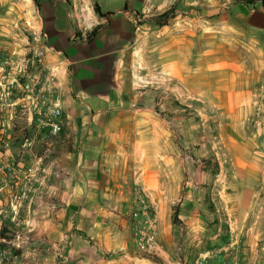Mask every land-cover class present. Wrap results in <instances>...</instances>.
Instances as JSON below:
<instances>
[{
  "label": "rangeland",
  "instance_id": "obj_1",
  "mask_svg": "<svg viewBox=\"0 0 264 264\" xmlns=\"http://www.w3.org/2000/svg\"><path fill=\"white\" fill-rule=\"evenodd\" d=\"M24 1L5 10H33V2ZM261 1L85 0L90 11L99 4L104 17L131 16L138 28L137 82L148 88L160 84L172 99L181 93L185 100V123L171 127L187 161L183 207L174 206L169 248L180 264H233L232 241L237 238L241 264L240 251L249 248L250 238L244 234L248 220L264 219V209L257 206L258 187L264 190V98L257 95L264 82V67L258 64H264ZM22 22L18 32L33 42V25ZM32 55L28 52L27 59ZM37 67L38 53L32 62L17 58L11 63L0 54V226L8 224L14 237L10 247L0 251V264H67L59 256L47 258L48 249L38 243L33 223L38 204L51 198L49 187L64 184L66 175L59 160L65 150L63 136L45 137L33 112L38 102L25 98ZM180 76L182 85L175 81ZM243 92L256 93L253 101L259 111L227 114V94ZM249 202L250 210L236 209L237 203L242 208ZM41 208L43 214L44 204ZM196 213L200 230L183 223ZM194 235L201 236V243L194 242ZM164 251L143 247L140 256L150 264H163Z\"/></svg>",
  "mask_w": 264,
  "mask_h": 264
},
{
  "label": "crops",
  "instance_id": "obj_2",
  "mask_svg": "<svg viewBox=\"0 0 264 264\" xmlns=\"http://www.w3.org/2000/svg\"><path fill=\"white\" fill-rule=\"evenodd\" d=\"M19 1L0 0V54L11 63L17 58L32 62L38 53L33 77L53 74L61 99L65 150L59 160L65 183L49 187L45 211L41 214L38 204L33 221L47 258L59 256L67 264H150L140 256L141 224L147 236L151 230L158 235L166 250L163 264H180L169 248L172 213L175 205L183 207L181 192L187 185L186 157L171 130L186 121L181 93L174 100L160 84L148 88L137 82L138 28L131 16H101L106 11L99 4L101 15L90 11L85 0H26L34 4L28 13L21 6L20 13L5 10ZM20 21L33 25V42L18 32ZM28 52L34 55L27 59ZM183 80L175 79L181 85ZM255 94H227L226 113L256 114ZM257 95L264 98V82ZM258 196L261 210L260 187ZM252 205L241 208L237 203L236 209L250 210ZM183 223L200 230L197 213ZM246 228L249 248L240 251L241 264H264V219H249ZM194 236L201 243V236ZM237 245L238 238L232 241L233 264H240Z\"/></svg>",
  "mask_w": 264,
  "mask_h": 264
},
{
  "label": "built area",
  "instance_id": "obj_3",
  "mask_svg": "<svg viewBox=\"0 0 264 264\" xmlns=\"http://www.w3.org/2000/svg\"><path fill=\"white\" fill-rule=\"evenodd\" d=\"M26 88L29 90L25 98L30 99L33 104L38 102V107L33 112L38 114L39 131L45 133V137L48 138L58 136L62 132V109L55 76L51 73H40L38 79L35 78L32 84L27 85ZM138 200L140 201V197ZM137 240L141 249L143 247L152 250L161 249V246L156 242V234L153 230L147 236L143 233L141 224L137 228Z\"/></svg>",
  "mask_w": 264,
  "mask_h": 264
},
{
  "label": "trees",
  "instance_id": "obj_4",
  "mask_svg": "<svg viewBox=\"0 0 264 264\" xmlns=\"http://www.w3.org/2000/svg\"><path fill=\"white\" fill-rule=\"evenodd\" d=\"M93 9L95 13L101 15L98 5H94ZM101 16H105V15H101ZM92 34H94V31L92 32ZM175 220H176V217L174 216V223H175ZM13 240H14V237L10 235L8 231V224H2L0 226V251L7 250L10 247V244L13 242Z\"/></svg>",
  "mask_w": 264,
  "mask_h": 264
}]
</instances>
